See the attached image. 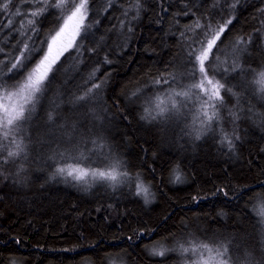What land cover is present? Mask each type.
I'll return each mask as SVG.
<instances>
[{"label":"trees","instance_id":"16d2710c","mask_svg":"<svg viewBox=\"0 0 264 264\" xmlns=\"http://www.w3.org/2000/svg\"><path fill=\"white\" fill-rule=\"evenodd\" d=\"M80 4L0 115V264H264V0H0V101Z\"/></svg>","mask_w":264,"mask_h":264},{"label":"rangeland","instance_id":"374dc122","mask_svg":"<svg viewBox=\"0 0 264 264\" xmlns=\"http://www.w3.org/2000/svg\"><path fill=\"white\" fill-rule=\"evenodd\" d=\"M85 16L86 11L83 4H80L69 12L64 18L60 28L52 36L45 55L38 62L34 71L28 77L25 85L18 92L17 96H10L0 101V105L2 106L0 115L6 123L7 121L16 118L20 106L37 90L41 83L46 79L55 63L75 43L81 33L86 18ZM208 88L211 91L215 90L211 87ZM75 174L80 176L83 175L82 172H75ZM222 250L223 249L220 246H213V249H207L206 251L200 250L199 253L196 251L195 256L199 255L198 261L204 262L205 264H224L222 262L224 257ZM207 254L210 255L207 257Z\"/></svg>","mask_w":264,"mask_h":264}]
</instances>
